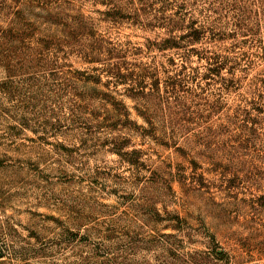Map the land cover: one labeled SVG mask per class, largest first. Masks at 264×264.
I'll list each match as a JSON object with an SVG mask.
<instances>
[{
	"label": "rangeland",
	"instance_id": "374dc122",
	"mask_svg": "<svg viewBox=\"0 0 264 264\" xmlns=\"http://www.w3.org/2000/svg\"><path fill=\"white\" fill-rule=\"evenodd\" d=\"M0 264H264V0H0Z\"/></svg>",
	"mask_w": 264,
	"mask_h": 264
}]
</instances>
